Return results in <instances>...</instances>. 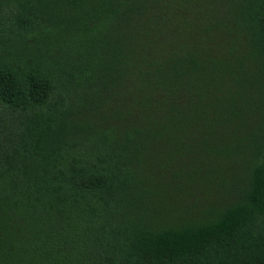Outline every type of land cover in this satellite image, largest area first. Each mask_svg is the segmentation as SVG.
Returning a JSON list of instances; mask_svg holds the SVG:
<instances>
[{
	"label": "trees",
	"instance_id": "16d2710c",
	"mask_svg": "<svg viewBox=\"0 0 264 264\" xmlns=\"http://www.w3.org/2000/svg\"><path fill=\"white\" fill-rule=\"evenodd\" d=\"M0 264H264V0H0Z\"/></svg>",
	"mask_w": 264,
	"mask_h": 264
},
{
	"label": "rangeland",
	"instance_id": "374dc122",
	"mask_svg": "<svg viewBox=\"0 0 264 264\" xmlns=\"http://www.w3.org/2000/svg\"><path fill=\"white\" fill-rule=\"evenodd\" d=\"M10 127H12V130H13V126L10 125ZM13 144L19 145V143L17 141H13ZM159 180L160 179H158L157 181H159ZM158 191L165 194V196L163 199H158L159 203H158V209L157 210H159L162 215H165V214H168L171 212V207H172L175 210V212L172 213V214H175V216H176L175 220L179 219L180 218V211H182L185 206H184V203H183L182 199L180 198V196L178 197V198H180V200L176 199V190L171 185L169 187H158ZM195 196L197 197V196H199V194H196ZM209 198L215 199V200L218 199L217 197H215L214 194L209 196Z\"/></svg>",
	"mask_w": 264,
	"mask_h": 264
}]
</instances>
